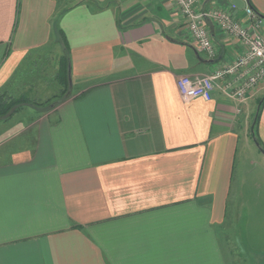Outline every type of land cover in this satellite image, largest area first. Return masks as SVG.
<instances>
[{
  "label": "crops",
  "instance_id": "1",
  "mask_svg": "<svg viewBox=\"0 0 264 264\" xmlns=\"http://www.w3.org/2000/svg\"><path fill=\"white\" fill-rule=\"evenodd\" d=\"M205 23L214 59L174 0H0V92L58 94V30L72 82L0 119V264H264V81L243 101L230 77L208 102L176 88L245 51Z\"/></svg>",
  "mask_w": 264,
  "mask_h": 264
},
{
  "label": "built area",
  "instance_id": "2",
  "mask_svg": "<svg viewBox=\"0 0 264 264\" xmlns=\"http://www.w3.org/2000/svg\"><path fill=\"white\" fill-rule=\"evenodd\" d=\"M208 0H174L191 33L196 49L207 58L217 55L205 21L210 20L228 36L238 40L245 51L223 69L211 75L180 76L176 88L183 101L201 99L210 101L215 81L230 77L229 93L232 98L245 100L260 82L264 81V18L249 7L244 9L248 23L242 25L230 14L221 10H205L202 4ZM232 9L235 6L232 5Z\"/></svg>",
  "mask_w": 264,
  "mask_h": 264
},
{
  "label": "trees",
  "instance_id": "3",
  "mask_svg": "<svg viewBox=\"0 0 264 264\" xmlns=\"http://www.w3.org/2000/svg\"><path fill=\"white\" fill-rule=\"evenodd\" d=\"M263 17L264 16H259ZM58 35L61 37L62 42L65 44L64 55L60 59L59 71L56 75V81L61 87L58 94L46 99L45 101L38 102L36 100H31L27 97H12L5 92H0V119H7L11 115L18 112L23 106L29 105L34 107H41L44 110H49L54 108L58 103L69 97V91L71 85H69L68 74H70V62H69V49L64 41L63 34L60 30L57 31ZM264 103V96L258 102V110L254 119V126L256 125L259 112L262 104Z\"/></svg>",
  "mask_w": 264,
  "mask_h": 264
},
{
  "label": "rangeland",
  "instance_id": "4",
  "mask_svg": "<svg viewBox=\"0 0 264 264\" xmlns=\"http://www.w3.org/2000/svg\"><path fill=\"white\" fill-rule=\"evenodd\" d=\"M57 39H59V37L57 36L56 37ZM47 52V54H48V51H46ZM45 51L40 55V59L42 60V59H44V57H45ZM72 83V82H71ZM73 91H75V87H74V89H73ZM14 118H16V116H14ZM262 235V234H261Z\"/></svg>",
  "mask_w": 264,
  "mask_h": 264
},
{
  "label": "water",
  "instance_id": "5",
  "mask_svg": "<svg viewBox=\"0 0 264 264\" xmlns=\"http://www.w3.org/2000/svg\"><path fill=\"white\" fill-rule=\"evenodd\" d=\"M68 81H69V85H71V77H70V74H68Z\"/></svg>",
  "mask_w": 264,
  "mask_h": 264
}]
</instances>
